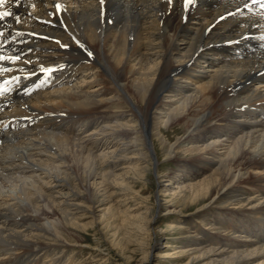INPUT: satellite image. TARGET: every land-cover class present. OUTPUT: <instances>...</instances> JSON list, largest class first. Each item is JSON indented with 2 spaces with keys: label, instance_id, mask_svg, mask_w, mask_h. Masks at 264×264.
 <instances>
[{
  "label": "bare ground",
  "instance_id": "bare-ground-1",
  "mask_svg": "<svg viewBox=\"0 0 264 264\" xmlns=\"http://www.w3.org/2000/svg\"><path fill=\"white\" fill-rule=\"evenodd\" d=\"M0 12V264H66L82 220L128 216L133 187L159 183L158 158L177 169L171 197L199 207L179 222L180 253L264 264L261 0H7ZM156 204L150 221L175 214Z\"/></svg>",
  "mask_w": 264,
  "mask_h": 264
},
{
  "label": "rangeland",
  "instance_id": "rangeland-1",
  "mask_svg": "<svg viewBox=\"0 0 264 264\" xmlns=\"http://www.w3.org/2000/svg\"><path fill=\"white\" fill-rule=\"evenodd\" d=\"M83 128V123H78L74 130L79 132ZM176 170L175 166L167 165L162 158H158L156 172L159 174V183L153 173L143 184L138 183L133 187L136 200H132V193L129 194V204L121 209L131 207L128 216L117 213L114 221L107 222L105 219L101 221L100 213H94L87 220H82V224H88L86 239L80 237L82 244H78L76 252L68 254L70 260L66 264H194L192 256L180 253L183 247L177 227L182 218L196 215L199 207L177 202L176 197H171L177 185L165 183L164 177ZM164 185L169 191L165 198H161ZM157 199L167 209L174 210L175 214L168 218L160 215L150 221V216H156L158 212ZM154 233L157 234L156 239ZM110 241L118 242V245L108 244ZM98 247H101L97 249L101 254L95 251ZM146 251L149 253L147 260L144 259Z\"/></svg>",
  "mask_w": 264,
  "mask_h": 264
},
{
  "label": "snow or ice",
  "instance_id": "snow-or-ice-1",
  "mask_svg": "<svg viewBox=\"0 0 264 264\" xmlns=\"http://www.w3.org/2000/svg\"><path fill=\"white\" fill-rule=\"evenodd\" d=\"M7 0H0V7H3L5 4H6ZM258 2V0H253V3H256ZM262 4H264V0H261ZM100 3L103 4L104 3V0H100ZM169 3H171V0H169ZM192 3V0H186V6L187 4H190ZM57 7V10L59 11L60 10V5H56ZM10 13L8 12H0V20H3L5 17L9 16ZM17 22H19V18H17ZM57 43H59V41H57ZM62 47H64L63 45H61ZM89 56H91L92 54L91 53H88ZM5 58L3 56H0V60H4ZM10 62L12 63H15L17 62L20 57L17 56V57H10L8 58ZM8 69H5V68H0V74H3L4 72H7ZM41 71L43 73H45L46 75L47 74H50L51 72L55 71V69H41Z\"/></svg>",
  "mask_w": 264,
  "mask_h": 264
}]
</instances>
